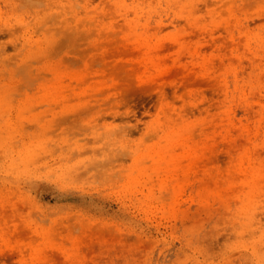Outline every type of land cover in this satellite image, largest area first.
Returning a JSON list of instances; mask_svg holds the SVG:
<instances>
[{
	"label": "rangeland",
	"instance_id": "obj_1",
	"mask_svg": "<svg viewBox=\"0 0 264 264\" xmlns=\"http://www.w3.org/2000/svg\"><path fill=\"white\" fill-rule=\"evenodd\" d=\"M0 264H264V0H0Z\"/></svg>",
	"mask_w": 264,
	"mask_h": 264
}]
</instances>
